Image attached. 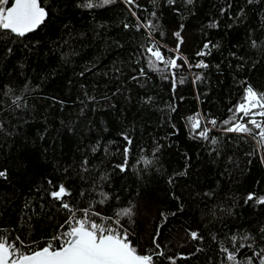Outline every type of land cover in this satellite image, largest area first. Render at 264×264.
<instances>
[{
  "label": "trees",
  "instance_id": "obj_1",
  "mask_svg": "<svg viewBox=\"0 0 264 264\" xmlns=\"http://www.w3.org/2000/svg\"><path fill=\"white\" fill-rule=\"evenodd\" d=\"M40 2L38 30L0 32V234L45 246L68 218L50 195L63 184L77 215L132 207L120 223L155 264H232L225 248L259 264L264 204L247 197H264V147L221 122L248 85L264 93V0ZM177 31L187 63L174 83L148 67L145 48L175 56ZM197 114L209 140L194 137Z\"/></svg>",
  "mask_w": 264,
  "mask_h": 264
},
{
  "label": "snow or ice",
  "instance_id": "obj_2",
  "mask_svg": "<svg viewBox=\"0 0 264 264\" xmlns=\"http://www.w3.org/2000/svg\"><path fill=\"white\" fill-rule=\"evenodd\" d=\"M113 2L114 0H103L105 5ZM192 2L193 0H187L189 4ZM125 3L130 8L133 5L139 7L136 0H125ZM169 3H174V0H169ZM85 6L92 8L95 5L92 0H88ZM132 14L135 16V12ZM46 17L47 12L41 6L40 0H0V32L24 37L43 24ZM125 27H129V25L126 24ZM140 27L141 25H137V30ZM143 27L149 30L150 36L153 30L152 23L149 21ZM174 35L178 39L175 56L166 57L161 51V47L155 42H151L145 51L148 67L156 72L170 73L175 83V70L184 66L178 64L177 61L184 60L187 63V59L179 53V44L183 43L180 32L177 31ZM208 47L209 45L206 44L205 48ZM208 54L210 52L202 51L197 55ZM194 67L207 68L208 65L200 62ZM141 74H144L143 69H141ZM199 78L197 76V79ZM179 82L182 84L184 81L181 78ZM229 111L232 112V115L221 122L225 126L222 130L225 133L250 136L256 140L260 147H264V93L257 92L251 85H248L242 100ZM207 123L211 124L213 128L217 125L215 119H211ZM189 124L194 137L209 140L211 129L207 126L202 127L199 114L189 117ZM125 140L128 142V147L124 150L125 160L116 166L121 171H126L128 168V155L132 143L128 137H125ZM216 142L214 138L211 139L212 144H216ZM145 163H150V161H145ZM0 177L6 178V171H0ZM51 183L49 181V184ZM50 195L54 200L60 201L61 207L68 212V218L61 226L65 230L60 235L54 236L45 246L39 248L26 245L19 236L10 240L7 235L0 234V264H155L153 255L140 254L137 251L129 240L128 231L120 223L124 217L131 218L132 207L118 210L115 219L103 217L99 212H92L91 207L80 209L78 216V210L65 201V197L71 196V192L63 184H60L57 190L52 191ZM101 196L103 198L99 202L102 204L108 197L105 193H101ZM247 200H255L256 203L264 204V197L256 198L254 194H249ZM92 216L98 217L99 222L92 219ZM191 237L192 239L200 238L196 232H192ZM17 242H19V246ZM156 247L159 248V245L157 244ZM222 250L226 253V259L232 264H253L252 257L240 261L237 259V252L229 251L227 248ZM157 255H163V253L160 252ZM253 255L259 258V264H264V249L254 252Z\"/></svg>",
  "mask_w": 264,
  "mask_h": 264
},
{
  "label": "built area",
  "instance_id": "obj_3",
  "mask_svg": "<svg viewBox=\"0 0 264 264\" xmlns=\"http://www.w3.org/2000/svg\"><path fill=\"white\" fill-rule=\"evenodd\" d=\"M80 215V214H79ZM78 215V216H79ZM93 219V218H92ZM125 228V227H124ZM127 231H128V233H129V240L131 241V243H132V235H131V233H130V231L127 229V228H125ZM63 230H65L64 228H62L61 230H60V232L57 234V236L58 235H60V233L63 231ZM56 246H58V244H56Z\"/></svg>",
  "mask_w": 264,
  "mask_h": 264
},
{
  "label": "water",
  "instance_id": "obj_4",
  "mask_svg": "<svg viewBox=\"0 0 264 264\" xmlns=\"http://www.w3.org/2000/svg\"><path fill=\"white\" fill-rule=\"evenodd\" d=\"M41 3V2H40ZM46 10V9H45ZM47 12V11H46ZM47 17H48V13H47ZM47 17H46V19H47ZM46 19L44 20V22L46 21ZM44 22H43V24H44ZM43 24H41L39 27H41ZM39 27L36 29V30H38L39 29ZM35 30V31H36ZM35 31H33V32H35ZM30 33H32V32H30ZM30 33H28V34H30ZM27 35V34H26Z\"/></svg>",
  "mask_w": 264,
  "mask_h": 264
}]
</instances>
